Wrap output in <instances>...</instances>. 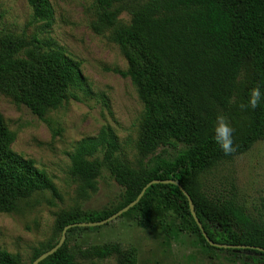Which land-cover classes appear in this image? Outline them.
Returning <instances> with one entry per match:
<instances>
[{"label":"trees","instance_id":"16d2710c","mask_svg":"<svg viewBox=\"0 0 264 264\" xmlns=\"http://www.w3.org/2000/svg\"><path fill=\"white\" fill-rule=\"evenodd\" d=\"M27 2L30 23H42L48 31L54 16L51 1ZM124 11L128 23L121 19ZM96 17L99 31L110 30L120 46L129 63L121 74L131 79L144 102L139 160L136 166L125 160L110 127L82 140L70 153L79 197L87 200L96 193L107 171L121 186L118 203L98 210L77 207L64 214L51 237L35 248L31 264L58 243L66 225L108 218L153 179L180 181L215 242L264 248V216L249 212L235 189L210 192L202 180L264 139V0H96ZM82 82L80 62L52 39L39 33L7 32L0 37V92L39 118L75 97L73 90ZM15 139L0 115V213L17 211L21 201L35 194H57L48 172L12 149ZM121 216L133 217L142 226L157 221L164 226L171 217L173 226H179L174 232L197 236L208 250L243 264H264L262 251L212 246L175 184L151 185ZM99 228H70L63 246L39 264H80L79 259L113 255L117 264H138L137 249L118 242L70 245L72 234ZM0 264L23 262L0 248Z\"/></svg>","mask_w":264,"mask_h":264},{"label":"rangeland","instance_id":"374dc122","mask_svg":"<svg viewBox=\"0 0 264 264\" xmlns=\"http://www.w3.org/2000/svg\"><path fill=\"white\" fill-rule=\"evenodd\" d=\"M54 10L48 31L42 23L32 24L27 0H0V37L7 33H39L52 39L81 64L83 82L61 107L39 118L24 104H17L0 92V115L16 134L12 149L52 177L57 194L46 191L20 202L12 213H0V248L18 255L23 264H31L32 255L48 240L67 212L81 207L98 210L118 203L121 186L107 171L99 179V189L89 199H81L71 176L70 153L84 139L110 127L119 139L125 160L136 166L137 143L141 133L144 102L129 77L121 71L129 63L110 30L96 27V0H50ZM123 22L130 16L124 11ZM171 151V150H170ZM172 152V151H171ZM203 183L210 192L235 189L238 201L254 215L264 216V139L248 151L226 160L206 173ZM142 226L129 216L71 235L70 245L87 247L118 242L124 248H136L138 264H243L240 259L210 251L191 234L174 232L173 219ZM169 224V225H167ZM80 264H117V256L102 260L79 259Z\"/></svg>","mask_w":264,"mask_h":264},{"label":"water","instance_id":"95a60500","mask_svg":"<svg viewBox=\"0 0 264 264\" xmlns=\"http://www.w3.org/2000/svg\"><path fill=\"white\" fill-rule=\"evenodd\" d=\"M158 183H163V184H175L177 185L180 190L185 194V196L188 198L189 201V205H190V210L192 212V215L194 216L200 230L202 231V234L204 235V237L206 238V240L215 247H219V248H250V249H256L259 251L264 252V248L260 247V246H249V245H234V244H225V243H218L215 242L214 240H212L210 238V236L208 235L207 231L205 230L202 222L200 221V219L198 218L196 211H195V206H194V202L193 199L191 197V195L188 193V191L182 186V184L180 183V181L178 179L175 178H168V179H153L151 181H149L142 189V191L140 192V194L137 196V198L135 200H133L132 202H130L128 205H126L125 207L121 208L120 210H118L117 212H115L114 214H112L111 216H109L108 218H105L103 220H99V221H84V222H75V223H71L65 226V228L63 229L62 232V236L60 238V240L58 241V243L53 246L51 249L45 251L44 253H42L41 255H39L33 262L32 264H39L41 261L45 260L47 257L53 255L60 247L63 246V244L66 241V237H67V232L70 228L73 227H94V226H101L104 224H107L117 218H119L121 215H123L125 212L129 211L132 207H134L143 197V195L145 194V191L147 190L148 187H150L151 185L154 184H158Z\"/></svg>","mask_w":264,"mask_h":264}]
</instances>
